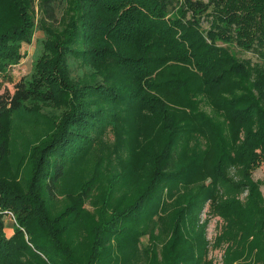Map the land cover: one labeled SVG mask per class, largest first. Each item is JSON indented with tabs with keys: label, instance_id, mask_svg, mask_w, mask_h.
<instances>
[{
	"label": "trees",
	"instance_id": "1",
	"mask_svg": "<svg viewBox=\"0 0 264 264\" xmlns=\"http://www.w3.org/2000/svg\"><path fill=\"white\" fill-rule=\"evenodd\" d=\"M62 3L42 0L46 21L57 24ZM76 3L82 12L67 22L65 40L79 45L76 56L106 70L84 84L88 104H73L70 125L53 138V158L40 175V188L34 177L43 166L36 165L31 175L35 187L20 192L28 197L40 189L30 200L19 196L23 214L16 212L19 227L10 235L4 232L0 264H133L134 244L148 232L154 242L143 250L148 264H207L209 240L200 217L206 205L225 222L218 236L226 243L222 264H264V199L252 176L264 161V0ZM26 28L14 35L23 37ZM5 34L0 33V72L4 61L16 57ZM232 44L255 52L259 60L239 58ZM29 92L23 78L13 90L0 91V128ZM207 104L211 113L205 111ZM125 109L134 110L138 122L148 113L162 133L176 138L149 141L144 147L147 172L106 196V202L92 198L98 185L92 175L75 200L56 210L58 184L70 155L120 121ZM153 136L156 132L146 142ZM198 137L203 144L197 146L191 140ZM182 147L192 152L187 165L179 163ZM7 150L1 139L0 163ZM189 178L206 181L177 201L170 232L161 228L155 234L167 183ZM244 188L246 194L238 197ZM156 240H164L162 252L155 249Z\"/></svg>",
	"mask_w": 264,
	"mask_h": 264
},
{
	"label": "rangeland",
	"instance_id": "2",
	"mask_svg": "<svg viewBox=\"0 0 264 264\" xmlns=\"http://www.w3.org/2000/svg\"><path fill=\"white\" fill-rule=\"evenodd\" d=\"M77 1L63 0L58 11V22L53 25L44 18L42 0H0V33L6 32L4 38L9 50L14 51L11 55L16 56L13 60L10 57L11 61H4V70L1 69L0 72V91L5 88L13 90L14 82L20 78L30 88V97L21 108L3 118L0 128V140H4L8 148L0 163V243L3 246L4 234L10 235L13 228L19 227L16 212L23 214L19 196L30 200L40 193V189L30 192L28 197L20 192L29 186L40 188L43 183L40 175L45 173L46 166L53 158L50 155L54 149L53 138L59 134L63 125H70L73 104L79 108L88 104L82 88L84 84L100 79L103 70H106L102 69L101 64L98 67L97 64L76 56L75 50L79 45L65 40L67 26H70L67 22L76 20L78 17H74L80 16L82 12ZM200 24L204 29L208 27V21L203 16ZM24 26L27 28L23 37H19L20 33L14 35ZM10 29L13 31L7 33ZM231 49L239 58L259 60L251 50L233 44ZM3 58H0L1 63ZM172 100L176 107L183 108L178 100ZM203 106L206 112L211 113L208 104ZM203 106L201 105L202 108ZM140 117L142 120L138 122L134 110H122L120 121L115 122L93 143H88L70 155L58 184L56 210H61L75 200L77 192H80L84 182L92 175L98 183L92 198L97 203L106 202V196L111 197L114 192L117 194L122 185L127 188L139 175L145 173L144 147L151 145L149 141L155 144L176 138L174 135L169 137L168 131L162 133L148 113ZM229 130L231 132L233 127H229ZM155 132L157 136H153L154 140L146 142ZM191 141H197V146L198 142L203 144L200 137ZM182 148L179 163L187 165L191 162L192 152L188 154L185 147ZM211 160L212 154H208L207 162ZM36 165L43 168L34 177L35 186H32L34 178L31 175ZM230 172H235V169L231 168ZM252 176L257 181L258 193L264 199V161L252 170ZM205 181V178H189L167 183L163 194L165 206L157 217L159 225L153 230L155 234L161 228L163 233L170 232L177 201L181 202L182 197L193 187ZM246 192L247 189L244 188L237 196L242 198ZM86 203L87 208L91 209L93 205L89 201ZM200 217L205 223L209 240L207 264H222L226 243L219 240L218 236L221 235L225 222L220 215L209 212L208 205L203 208ZM148 233L141 238L140 243L134 244L133 248L137 252L132 254L133 264H148L149 257L145 256L143 250L154 243L150 232ZM163 242L164 240H156L155 249L161 251ZM16 243L21 244V239ZM162 255H158L160 260L164 257Z\"/></svg>",
	"mask_w": 264,
	"mask_h": 264
}]
</instances>
